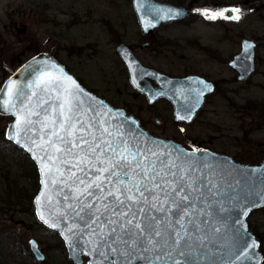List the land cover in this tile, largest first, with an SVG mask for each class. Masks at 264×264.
I'll return each mask as SVG.
<instances>
[{
  "label": "rangeland",
  "instance_id": "rangeland-1",
  "mask_svg": "<svg viewBox=\"0 0 264 264\" xmlns=\"http://www.w3.org/2000/svg\"><path fill=\"white\" fill-rule=\"evenodd\" d=\"M132 1L0 0V59L18 68L34 54L47 51L107 100L128 106L151 133L181 138L184 134L168 106L163 102L150 106L128 84L116 50L125 42L138 48L135 53L143 62L164 73H204L218 83L194 121L182 126L188 138L245 164L263 160L264 115L248 112L246 107L247 101L264 98V0H163L192 11L238 8L239 13L225 15L240 18L210 19L192 12L186 20L159 31L164 45L145 51L140 45L146 37ZM243 38L257 42V69L246 82L238 81L228 65L241 51ZM7 76L0 63V86ZM117 86L123 88L121 98L115 96ZM11 120L0 114V264H76L59 233L36 216L38 169L27 152L6 139ZM248 222L263 233L264 210L253 211ZM31 238L46 253L45 261H37L31 253ZM261 251L264 254L262 245ZM83 259L81 264H87L88 257Z\"/></svg>",
  "mask_w": 264,
  "mask_h": 264
},
{
  "label": "snow or ice",
  "instance_id": "snow-or-ice-1",
  "mask_svg": "<svg viewBox=\"0 0 264 264\" xmlns=\"http://www.w3.org/2000/svg\"><path fill=\"white\" fill-rule=\"evenodd\" d=\"M226 12L239 13L240 9L206 11L205 15L240 18ZM65 79L75 85L71 77ZM11 89L9 85L7 91ZM63 92L51 116L35 122L26 119L24 128L18 120L14 131H33L35 123L40 124L44 134L37 133L28 151L43 152L38 159L48 169L46 175L61 177L69 189L64 199L70 201L68 208L79 221L73 228L89 236V251L96 257L93 264H234L241 256L247 258L245 242L235 252L225 246L217 261L220 245L214 237L221 229L208 221L207 211L198 220L201 211L196 205L210 203L208 196L219 192H213L209 174L201 172L194 154L160 151L155 141L151 142L155 146L138 142L134 135L122 133L119 125L112 130L105 126L107 120L98 118L104 113L84 107L78 87ZM89 112L94 114L88 116ZM29 115L39 117L40 113ZM210 167L203 165L205 170Z\"/></svg>",
  "mask_w": 264,
  "mask_h": 264
},
{
  "label": "water",
  "instance_id": "water-1",
  "mask_svg": "<svg viewBox=\"0 0 264 264\" xmlns=\"http://www.w3.org/2000/svg\"><path fill=\"white\" fill-rule=\"evenodd\" d=\"M132 3L142 32L147 35L162 24L185 20L191 13L187 6L160 0H133ZM206 11L212 13L204 8H197L195 13L209 18L205 15ZM246 45L251 47L246 48ZM116 49L128 68L132 86L147 95L149 103H154L160 97L169 98L175 106L176 122H192L202 108L205 96L215 91L214 82L203 76L197 74L170 76L155 68L144 66L134 53L132 46L125 42L119 43ZM256 49L257 42L254 39L243 38L241 51L228 62L236 72L238 81L246 82L255 73ZM4 66L11 71V74L0 88V114L13 117L6 128V138L23 148L35 162L40 182V189L34 198L36 216L46 227L60 233L68 248L69 257L74 263L83 262L82 254L88 256L87 264H93L96 257L89 251L92 247L89 236L80 234L78 229L73 228V225L79 221L68 208L70 201L64 199L69 189L62 182L61 177L55 174L46 175L48 169L44 168L38 159L44 155L43 152L35 148L32 152L28 151L31 140L38 138L37 133L44 134L40 130V124L35 123L33 131L19 132V134L14 131V126L17 125L18 120L19 127L24 128L26 119L35 122L43 120L46 115L51 116L52 109L58 108L62 101L63 89L76 87L82 91V95L78 98L85 102L84 107L90 105L96 113H104L103 117L98 118L107 120L108 124L105 126L112 130L119 125L122 133L134 135L138 138V142H148L150 146H155L151 145V142L155 141L160 151L177 149L194 154L201 172L209 174L214 185L213 192H219L218 195L208 196L210 203L196 205L201 211V216L197 217L198 220L202 219L203 212L207 211L208 221L221 229L220 233L214 237L220 245L219 254L216 256L217 261L220 260L221 255H224L225 246L231 247L235 252L243 248L247 242L248 247L245 249L247 258L241 256L234 261V264L264 263L261 241L250 229L248 223V218L253 211L264 208V159L256 164H245L228 154L209 148L196 146L193 149H187L172 139L155 136L140 124L139 118L134 114L128 115L125 109L112 106L105 99L86 89L69 72L65 64L47 51L34 54L15 70L6 63ZM66 77H71L75 85L66 80ZM146 77L154 79L157 85H152L150 82L142 85L141 80ZM9 85H12L11 93L7 91ZM30 112H39L40 116L29 115ZM93 114L89 112L88 116ZM87 118L86 116L85 119ZM17 140L20 142L17 143ZM197 149L199 151H196ZM205 164L211 167L205 170L203 168ZM53 179L56 183H52ZM242 212L246 214L242 215ZM41 215L44 219H41ZM53 224L56 226L53 227ZM70 228L72 231H69ZM253 242L255 247L252 246ZM29 246L37 261L45 260L46 255L35 238L29 240ZM224 259L227 260L228 256H224Z\"/></svg>",
  "mask_w": 264,
  "mask_h": 264
},
{
  "label": "flooded vegetation",
  "instance_id": "flooded-vegetation-1",
  "mask_svg": "<svg viewBox=\"0 0 264 264\" xmlns=\"http://www.w3.org/2000/svg\"><path fill=\"white\" fill-rule=\"evenodd\" d=\"M160 1H163V0H160ZM165 2H167V1H165ZM172 3V2H171ZM176 4V3H175ZM179 5H181V4H179ZM184 6H186V5H184ZM188 8H189V10H190V12L192 13H195V10L197 9V8H195L193 11H192V9L189 7V6H187ZM205 9V8H204ZM221 11H223V10H220V9H217V11L216 12H221ZM210 12H212V11H210ZM191 13H190V15H191ZM212 13H214V12H212ZM196 14V13H195ZM228 14V13H227ZM230 15H232V12H230L229 13ZM198 15V14H197ZM199 16H202V15H199ZM190 17V16H189ZM203 17V16H202ZM205 18V17H204ZM138 20V19H137ZM186 20V19H185ZM179 21H183V20H177V21H172V22H170V23H166V24H162L159 28H157L156 30H154L151 34H144L143 32H142V29H141V33H142V36H144V37H146L145 38V40L143 41V43L140 45V48L143 50V51H145V50H148V49H150V48H154V49H156L159 45H164V41H163V39H162V37H161V35L159 34V31H161L162 29H164V28H166V27H168L169 25H171V23H173V22H179ZM140 25V24H139ZM140 28H141V26H140ZM121 43V42H120ZM132 48H133V50H134V53H135V51L138 49V48H136V47H133L132 46ZM117 50V49H116ZM118 53V52H117ZM136 54V53H135ZM120 56V55H119ZM136 56H137V54H136ZM138 57V56H137ZM120 59L122 60V58L120 57ZM138 59L141 61V63L144 65V66H147V67H152V68H155V67H153V66H151V65H148V64H146L145 62H143L139 57H138ZM0 63L3 65V67L6 69V71L8 72V76L2 81V85H3V83L6 81V79L9 77V75L11 74V71L9 70V69H7L5 66H4V61H2V59H0ZM122 63H123V65H124V71H125V73H126V75H127V78H128V84H130V86L134 89V91L138 94V95H140L141 97H143L146 101H147V103L150 105V106H154V105H156V104H158V103H160V102H163L166 106H168V108L171 110V112L173 113V119H174V111H175V106H174V104H173V102L169 99V98H167V97H160V98H158L154 103H149V99H148V97H147V95H145L144 93H142V92H140V91H138L137 89H135L133 86H132V84H131V82H130V78H129V71H128V68H127V66L125 65V63H124V61L122 60ZM228 65H229V63H228ZM13 70H15L17 67H12V66H10ZM67 67V66H66ZM68 69V68H67ZM155 69H157V68H155ZM69 70V69H68ZM157 70H159V69H157ZM159 71H161V70H159ZM69 72L70 73H72L77 79H78V81L86 88V89H88L89 91H91V92H93L94 94H96V95H98V96H100L101 98H103V99H105L107 102H109L112 106H114V107H116V108H123V109H125V111H126V113L128 114V115H130V114H134L133 112H131L130 111V109H129V107L128 106H123V104H117L116 102H111L110 100H107V98H106V96L105 95H103V94H101L99 91H97V90H95V89H92V88H90L89 86H88V84H86L85 83V80L83 79V78H81V77H79L75 72H73V71H70L69 70ZM161 72H163V71H161ZM166 73V72H165ZM168 74V73H167ZM190 74H197V75H200V76H203V77H205L206 79H208V80H211V81H213L214 82V84H215V86H216V88H215V91L213 92V93H210V94H207L206 96H205V101H204V104H203V106H202V108L198 111V113L203 109V107L207 104V101H208V99L210 98V96H212L215 92H216V90H217V82L216 81H214L213 80V78L212 77H210L208 74H204V73H194V72H191V73H187V74H183V75H178V76H186V75H190ZM168 75H170V76H174V75H171V74H168ZM236 79H237V74H236ZM107 82H108V80H107ZM151 83L152 85H157V83H156V81L154 80V79H152V78H150V77H146V78H144V79H142L141 80V84L142 85H145L146 83ZM2 85L0 86V88L2 87ZM116 90V92H117V94L115 95V96H117L118 95V97L119 98H121V94H122V90H123V88H119L118 86L115 88ZM198 113H197V115H198ZM135 115V114H134ZM4 116V115H3ZM136 116V115H135ZM9 117H11V116H9ZM137 117V116H136ZM197 117V116H196ZM195 117V118H196ZM137 118H139V117H137ZM11 119H13V117H11ZM139 120H140V118H139ZM194 121V120H193ZM192 121V122H193ZM192 122H190V123H185V122H176L175 121V119H174V123H175V125L176 126H178L179 128H180V132L181 133H183L184 135L183 136H181V138H178V137H176V136H164L163 134H153V133H151V134H153V135H155V136H158V137H162V138H164V139H172V140H174V141H176L177 143H180L181 145H183L185 148H187V149H193V148H195L196 146L197 147H205V148H208V147H206L205 145H204V143L203 142H201V141H199V140H197V141H194L193 139H190V138H188V136L185 134V130L183 129V127L182 126H187V125H189V124H191ZM157 123L158 124H160L161 123V120H157ZM140 124L144 127V125L141 123V120H140ZM145 128V127H144ZM146 129V128H145ZM148 130V129H147ZM183 130V131H182ZM149 131V130H148ZM5 132H6V130H5ZM5 137H6V135H5ZM7 139V138H6ZM8 140V139H7ZM187 140H188V142H187ZM9 142H11V144H13V145H16V144H14L12 141H10V140H8ZM17 146V145H16ZM19 147V146H18ZM21 148V147H20ZM23 149V148H22ZM24 150V149H23ZM25 151V150H24ZM26 152V151H25ZM28 154V153H27ZM249 223V222H248ZM59 233V232H58ZM59 235H60V233H59ZM61 236V235H60ZM62 238V237H61ZM62 240H63V238H62ZM62 244H64L65 246H66V244H65V241L63 240L62 241ZM40 245V244H39ZM29 248H30V246H29ZM40 248H41V246H40ZM42 249V248H41ZM66 250H67V253H68V256H69V252H68V248H67V246H66ZM30 251H31V249H30ZM43 251V250H42ZM44 252V251H43ZM32 253V252H31ZM45 253V252H44ZM45 255H46V253H45ZM83 256H86L85 254H82ZM34 256V255H33ZM46 257H47V255H46ZM88 257V256H87ZM70 258V257H69ZM45 260H46V258H45ZM44 260V261H45ZM84 260V259H83ZM73 261V260H72ZM88 261V260H87ZM74 262V261H73ZM83 263V262H82Z\"/></svg>",
  "mask_w": 264,
  "mask_h": 264
},
{
  "label": "trees",
  "instance_id": "trees-1",
  "mask_svg": "<svg viewBox=\"0 0 264 264\" xmlns=\"http://www.w3.org/2000/svg\"><path fill=\"white\" fill-rule=\"evenodd\" d=\"M246 111L251 112V113L253 111L254 112H262L263 115H264V98L263 99H260V100H250V101H247ZM260 210H264V208H262ZM250 227H251V229L254 230V233L256 234V236L261 240V245H262V247L264 249V232L263 233L262 232H259L257 229H254L252 227V225H250Z\"/></svg>",
  "mask_w": 264,
  "mask_h": 264
}]
</instances>
